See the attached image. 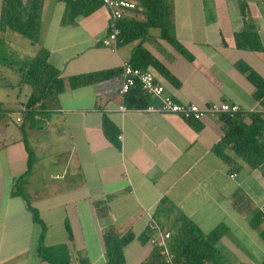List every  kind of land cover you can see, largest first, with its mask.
<instances>
[{
    "label": "crops",
    "instance_id": "0c3cea01",
    "mask_svg": "<svg viewBox=\"0 0 264 264\" xmlns=\"http://www.w3.org/2000/svg\"><path fill=\"white\" fill-rule=\"evenodd\" d=\"M164 2L175 37L191 59L164 40L159 28H149L142 45L170 74L150 66L155 80L179 103L237 104L250 124L248 111L261 102L238 64L264 80V0H212L219 10L215 21H206L204 0ZM241 2L258 50L235 44V34L245 28ZM97 3L84 0L72 13L65 0H42L33 50L48 51L47 62L64 89L37 107L24 129L26 145L20 130L7 140V126L0 129V264H108L102 236L109 229L132 236L123 248L125 264H142L158 249L148 240L149 223L171 232L178 213L204 235L226 228L214 247L227 264H264V224H250L264 203V162L253 169L229 147V163L214 154L211 148L224 134L219 117L189 122L143 108L120 112L119 105L127 107L119 94L121 64L129 62L137 41L115 50L103 46L109 12ZM125 17L145 19L137 9ZM0 35L12 45L21 43L10 31ZM101 70L117 73L70 86L71 77ZM146 96L147 105L157 104ZM2 97L0 105L11 109ZM259 141L264 144V132ZM27 148L34 158L30 169ZM23 175L20 186L40 223L13 193Z\"/></svg>",
    "mask_w": 264,
    "mask_h": 264
},
{
    "label": "trees",
    "instance_id": "16d2710c",
    "mask_svg": "<svg viewBox=\"0 0 264 264\" xmlns=\"http://www.w3.org/2000/svg\"><path fill=\"white\" fill-rule=\"evenodd\" d=\"M134 3V8L143 12L145 19L143 21L134 18L124 17L118 22L120 34L117 39V45H125L137 41L133 50L129 64L137 69L150 70V66L164 73L167 77L170 74L164 69L154 56L147 51L142 40L146 38L147 31L151 27H157L160 30V36L179 52L191 59V56L180 45L175 37L172 23L169 17L168 5L164 0H130ZM67 8L74 11L84 2V0H65ZM97 5H101L96 0ZM97 5L93 4L90 11L95 10ZM81 7V6H80ZM240 12L243 15L245 28L235 34V44L238 48L258 50L259 38L249 21L247 7L244 2L240 3ZM42 0H1L0 4V33L10 31L18 34L30 41L31 44H37L39 40L40 18H41ZM78 11L80 9H77ZM247 16V17H246ZM9 45L0 35V66L13 69L20 75L21 82L30 86V94L18 109H6L0 105V129L8 126L9 119L16 113L19 130L22 139L25 142V127L29 120L36 114L37 107L42 108L43 100L50 95H56L63 91L64 83L58 77L57 72L47 62L48 51L42 46L38 47L35 54L29 58L13 56L9 51ZM238 67L246 74L247 79L255 86L254 97L264 106V80L244 63H239ZM121 72V71H120ZM117 72L112 70H101L92 73L80 74L69 79L70 86L78 87L88 84L97 83L115 76ZM0 78V87H6ZM124 104L127 108L137 109L147 106V96L137 83L130 88L124 95ZM252 115L251 123L246 124L242 120L243 114H237L235 117L221 115L219 118L223 121V137L211 148L213 153L225 162L230 161L225 153L226 148H231L242 160L251 168H257L264 162V144L259 141V137L264 132V121L259 113H250ZM193 122L196 120H187ZM33 121H31L32 123ZM103 128L106 133V120ZM108 134V133H107ZM109 136V134H108ZM28 150V168L30 169L34 158ZM25 175L21 176L15 184L14 194L21 196L35 222L40 223L38 213L30 204L26 192L21 188ZM154 222V221H153ZM155 223V222H154ZM263 223L261 213H257L250 218V224L253 228H258ZM164 232H169L167 248L174 256L177 264H227L221 255L215 250V242L224 234L226 228L219 226L211 233L202 234L185 216L178 213L172 230L165 231L156 223ZM151 232L152 235V230ZM264 239V229L260 231ZM42 238H39V251L42 252ZM148 238V235L146 236ZM132 240L130 234L119 236L112 229L106 231L102 236V243L106 252L108 264H125L123 248ZM167 264L163 257L156 249L155 253L142 264Z\"/></svg>",
    "mask_w": 264,
    "mask_h": 264
},
{
    "label": "built area",
    "instance_id": "2783aa9c",
    "mask_svg": "<svg viewBox=\"0 0 264 264\" xmlns=\"http://www.w3.org/2000/svg\"><path fill=\"white\" fill-rule=\"evenodd\" d=\"M30 1V0H23ZM101 5L109 12V23L105 37L101 43L105 47L115 50L117 47V39L120 34L118 22L125 17L128 11L134 8V3L130 0H99ZM120 86L119 94L123 97L135 84H139L144 93L158 100L156 105H147L143 110L147 112H157L163 114L177 115L185 120L199 121L207 115L219 117L228 115L235 117L237 114H243V110L233 103H213L206 106H198L193 103H179L171 96L165 94L164 87L155 80L150 70H141L132 67L127 61L122 62L121 72L119 74ZM120 112L128 110L123 104L119 105ZM247 112V111H246ZM248 112L259 113L264 116V106L257 104ZM259 211L262 215L264 224V203L260 206ZM150 230L154 235L148 239L153 246H157L159 254L163 257L165 263L176 264L174 256L166 247V240L170 233L162 231L156 223H149Z\"/></svg>",
    "mask_w": 264,
    "mask_h": 264
},
{
    "label": "rangeland",
    "instance_id": "374dc122",
    "mask_svg": "<svg viewBox=\"0 0 264 264\" xmlns=\"http://www.w3.org/2000/svg\"><path fill=\"white\" fill-rule=\"evenodd\" d=\"M211 2L212 0H204L206 21H215L218 17L219 10L215 9V5H212ZM211 18L213 20H211ZM15 36L19 39V41H21V43L25 44H16L15 42V45H12L13 42H10L11 39L7 40L5 38L7 44L9 45V51L13 56L29 58L31 57V54H35L33 50L35 47L30 43L28 39L18 34H15ZM0 78H2L5 83L9 84L5 88H0V96L2 97L4 95L5 97V101H3L5 106L15 110L18 109L19 103L25 102L26 94L30 92V86L28 84L22 83L20 75L11 68L0 66ZM17 116L18 114L14 113L11 116V119H9V124L6 129L7 140H12L19 132V123L16 118Z\"/></svg>",
    "mask_w": 264,
    "mask_h": 264
}]
</instances>
